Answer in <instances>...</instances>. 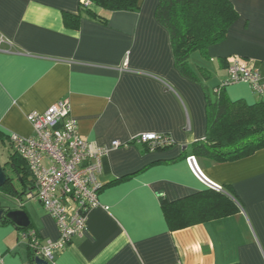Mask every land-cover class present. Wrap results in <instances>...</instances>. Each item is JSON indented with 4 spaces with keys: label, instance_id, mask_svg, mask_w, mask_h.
<instances>
[{
    "label": "crops",
    "instance_id": "1",
    "mask_svg": "<svg viewBox=\"0 0 264 264\" xmlns=\"http://www.w3.org/2000/svg\"><path fill=\"white\" fill-rule=\"evenodd\" d=\"M158 1L138 0L135 11L98 10L102 23L84 15L81 0H0V138L30 135L28 113L68 99L79 135L96 145L142 133L174 141L155 151L131 143L102 158L100 205L54 264H264V148L223 163L195 157L203 178L186 161L205 137L207 94L226 80L232 58L264 81V0H230L237 18L208 58L191 54L193 79L175 66L169 33L155 17ZM64 13L80 16L76 29L64 24ZM224 93L247 104L262 99L246 83L226 85ZM209 184L230 193L238 213L170 230L161 202ZM23 199L30 228L57 239L40 202ZM20 232L0 221L3 264H35Z\"/></svg>",
    "mask_w": 264,
    "mask_h": 264
},
{
    "label": "trees",
    "instance_id": "2",
    "mask_svg": "<svg viewBox=\"0 0 264 264\" xmlns=\"http://www.w3.org/2000/svg\"><path fill=\"white\" fill-rule=\"evenodd\" d=\"M81 8L84 15L105 23L106 17L98 10L135 11L139 5L138 0H90L89 5ZM155 17L169 33L176 68L193 79L196 77L188 67L191 54L198 51L208 58V48L226 38L237 12L230 0H159ZM63 21L67 27L76 29L80 16L64 13ZM224 88L220 84L207 94L205 137L190 148V155L211 163L235 160L264 148V98L254 104L231 101ZM11 158L14 168L23 173L20 176L25 184L33 185L24 161L14 152ZM239 207L230 193L211 187L181 200L161 202L165 221L172 231L235 215ZM0 221L12 223L7 219Z\"/></svg>",
    "mask_w": 264,
    "mask_h": 264
},
{
    "label": "built area",
    "instance_id": "3",
    "mask_svg": "<svg viewBox=\"0 0 264 264\" xmlns=\"http://www.w3.org/2000/svg\"><path fill=\"white\" fill-rule=\"evenodd\" d=\"M89 3L90 0H81L84 7ZM236 83L248 84L255 94L264 98L260 72L234 56L222 85ZM26 118L32 133L28 136L10 133L7 138L12 151L24 161L33 181V190L26 197L40 202L53 220L58 236L55 240H43L32 228L21 231L20 235L26 241L31 258L42 259L47 264H54L55 255L73 237L85 231L88 213L100 205L98 194L102 183L99 174L104 156L131 143L143 144L149 151L165 149L174 143L168 134L142 133L130 142L113 140L110 144L96 145L79 135L68 99L57 100L43 113L30 112ZM186 161L191 171L203 178L195 157L188 156ZM209 186L221 190L218 185ZM0 264H3L1 257Z\"/></svg>",
    "mask_w": 264,
    "mask_h": 264
},
{
    "label": "water",
    "instance_id": "4",
    "mask_svg": "<svg viewBox=\"0 0 264 264\" xmlns=\"http://www.w3.org/2000/svg\"><path fill=\"white\" fill-rule=\"evenodd\" d=\"M9 168L15 177L11 176V178H9V175L5 174L4 169L0 166V188L6 185L7 182L15 179L20 185V189L18 190L12 184V182L10 183L13 193L10 196L11 199L6 198V196L2 197V199H4V201L8 202L9 204H4V206L0 205V220L7 219L11 221L16 227L28 228L30 226V218L24 209L25 200L23 197H26L28 193L32 192L33 187L25 184L19 172L14 168L13 164H10ZM34 263L47 264V262L42 259H35Z\"/></svg>",
    "mask_w": 264,
    "mask_h": 264
},
{
    "label": "rangeland",
    "instance_id": "5",
    "mask_svg": "<svg viewBox=\"0 0 264 264\" xmlns=\"http://www.w3.org/2000/svg\"><path fill=\"white\" fill-rule=\"evenodd\" d=\"M12 155H13V151L10 147L8 138L6 139L0 138V166L4 169L5 174L15 177V175L9 168V165L12 164V158H11ZM14 182L17 184L19 189L20 185L18 184V182L15 179Z\"/></svg>",
    "mask_w": 264,
    "mask_h": 264
},
{
    "label": "flooded vegetation",
    "instance_id": "6",
    "mask_svg": "<svg viewBox=\"0 0 264 264\" xmlns=\"http://www.w3.org/2000/svg\"><path fill=\"white\" fill-rule=\"evenodd\" d=\"M18 171V170H17ZM19 174L22 175V173L19 171ZM9 178H11V175H9ZM10 181V180H9ZM12 182V184L18 189L17 184L14 182V179L10 182H7L6 185H4L2 188H0V205L4 206V204H9L8 202L4 201V199H2L3 196H6V198H10V196L13 193L12 187L10 185V183ZM30 184V182H28ZM28 184V185H29ZM29 186H32L31 184ZM19 190V189H18Z\"/></svg>",
    "mask_w": 264,
    "mask_h": 264
}]
</instances>
